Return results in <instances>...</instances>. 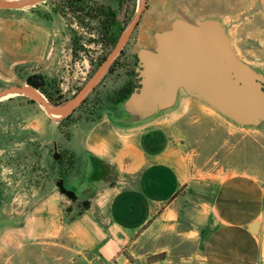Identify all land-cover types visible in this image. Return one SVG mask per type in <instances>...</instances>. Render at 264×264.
Listing matches in <instances>:
<instances>
[{
	"label": "crops",
	"instance_id": "1",
	"mask_svg": "<svg viewBox=\"0 0 264 264\" xmlns=\"http://www.w3.org/2000/svg\"><path fill=\"white\" fill-rule=\"evenodd\" d=\"M60 124L31 119L25 134H15L26 144L15 143L12 154L31 157L25 176L15 170V186L36 175L32 146L59 140ZM70 128L65 149L83 166L65 181L78 191L97 189L90 206L68 212L58 229L73 239L78 264H129L127 253H171L186 264H264V130L235 126L192 98L128 129L101 115ZM91 157L102 173L74 185ZM55 187L32 194L42 213L62 214L53 208L63 198Z\"/></svg>",
	"mask_w": 264,
	"mask_h": 264
},
{
	"label": "rangeland",
	"instance_id": "2",
	"mask_svg": "<svg viewBox=\"0 0 264 264\" xmlns=\"http://www.w3.org/2000/svg\"><path fill=\"white\" fill-rule=\"evenodd\" d=\"M73 1L40 0L20 8H0V91L28 83L29 76L40 74L45 85L39 89L57 112L62 111L69 100L80 92L114 47L106 49L101 42L99 20L89 19L81 13L98 5L113 9H120V5L118 0H81L84 11L79 12L70 8ZM262 1L147 0L139 24L123 51L64 118L49 115L45 106L29 92L0 97V217L4 221L0 237V264H78L73 239L64 230L58 232V229L65 222L64 216H69L68 212H79L86 206L85 202L91 204L97 189L78 191L71 183H66L70 170L83 166L65 149L66 139L77 119L98 115L108 118L110 113H118L111 100L114 91L125 87L131 80L129 71L134 68L138 48L155 47L153 32L168 28L175 15L193 22L207 15H219L229 27L241 56L264 68ZM122 2V11L129 6L128 26L139 11L141 0ZM119 18L126 19L123 14ZM31 119L59 121L61 138L44 147L41 141L33 144L35 155L32 156L35 159L38 157V162L34 164L36 175L33 174L27 182L22 181L19 187L15 186V170H22L25 176L31 157L25 153L20 156L12 154L15 143L22 141V148L26 144L24 136L17 137L15 134H25V126ZM84 173L81 179H75L74 185L84 183V177L88 175L87 171ZM59 179L76 192L78 198L75 202L59 191ZM53 185L63 196L61 200L54 201L53 208L61 210L62 214L42 213L40 198L32 197L35 192L40 196ZM15 194L22 195L21 201L15 202ZM31 231L34 234L31 235ZM126 255L129 264H186L173 258L171 253L148 254L145 257L134 253Z\"/></svg>",
	"mask_w": 264,
	"mask_h": 264
},
{
	"label": "water",
	"instance_id": "3",
	"mask_svg": "<svg viewBox=\"0 0 264 264\" xmlns=\"http://www.w3.org/2000/svg\"><path fill=\"white\" fill-rule=\"evenodd\" d=\"M38 1L0 0V8H20ZM146 7L147 0H141L139 11L115 46L62 111H55L41 90L29 83L3 89L0 97L29 92L52 117L68 116L123 51ZM153 37L154 48L141 46L136 52L133 87L116 103L118 113L108 115L112 125L128 129L144 124L174 111L183 98H192L235 126L264 130V68L241 56L223 17L207 15L193 22L175 15L170 26L155 30ZM3 222L0 217V237Z\"/></svg>",
	"mask_w": 264,
	"mask_h": 264
},
{
	"label": "trees",
	"instance_id": "4",
	"mask_svg": "<svg viewBox=\"0 0 264 264\" xmlns=\"http://www.w3.org/2000/svg\"><path fill=\"white\" fill-rule=\"evenodd\" d=\"M119 2V7L120 9H113L111 7H105L102 5H98L95 6L92 9H89L85 14L81 13L82 16L85 17H89V19H96L99 20L100 22V29H101V42L103 43V45L105 46L106 49L108 48H112L113 46H115L116 42L118 41L119 37L121 36L122 32L125 30L126 26H127V19L129 18V14L128 16H126V12L128 13L129 11V6L126 7L125 10L122 11V6H124V3L122 2V0H118ZM83 5L81 4V0H75L72 2L71 4V9H73L74 11H84ZM123 14L124 18L121 20L119 18V16ZM76 41V40H75ZM135 58H136V62H137V55L135 54ZM105 59V58H104ZM103 59V60H104ZM135 62V64H136ZM135 67V65H134ZM134 73V68L132 70L129 71V75L130 77L133 75ZM132 80V78H131ZM129 80L127 85L121 89L115 90L114 91V95L113 98L111 99L115 105L116 103H118L119 101H121L122 99H124L126 97V95L132 90L133 87V80L131 81ZM27 82L37 88L42 87L45 85V80L44 78L40 75V74H34L28 77ZM118 112V111H117ZM90 160L94 161L96 164L100 165V160L95 158V157H91ZM89 173V170H88ZM94 177H91V179H94L96 177H98L99 175L96 173L93 175ZM57 186L59 188V191L66 195L70 200L72 201H76L77 200V194L76 192L72 189L69 188L65 185L64 181L62 179H59L57 181ZM85 205L83 208H81V210L79 212H81L82 210L88 208L90 206L89 202H85Z\"/></svg>",
	"mask_w": 264,
	"mask_h": 264
},
{
	"label": "flooded vegetation",
	"instance_id": "5",
	"mask_svg": "<svg viewBox=\"0 0 264 264\" xmlns=\"http://www.w3.org/2000/svg\"><path fill=\"white\" fill-rule=\"evenodd\" d=\"M126 16H128V13L126 12ZM139 24V23H138ZM126 29V28H125ZM95 171L96 173L100 176V174L102 173L103 171V168L101 165H98L96 164L94 161L90 160V164H89V173H88V177L90 180H93L91 179V177H94L93 175L95 174Z\"/></svg>",
	"mask_w": 264,
	"mask_h": 264
}]
</instances>
